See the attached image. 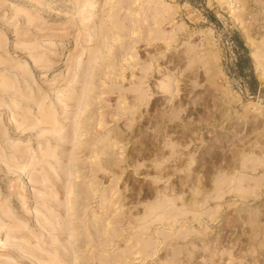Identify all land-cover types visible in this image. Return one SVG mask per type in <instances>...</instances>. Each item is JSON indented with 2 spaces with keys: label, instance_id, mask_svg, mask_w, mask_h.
Here are the masks:
<instances>
[{
  "label": "rangeland",
  "instance_id": "rangeland-1",
  "mask_svg": "<svg viewBox=\"0 0 264 264\" xmlns=\"http://www.w3.org/2000/svg\"><path fill=\"white\" fill-rule=\"evenodd\" d=\"M0 264H264V0H0Z\"/></svg>",
  "mask_w": 264,
  "mask_h": 264
},
{
  "label": "bare ground",
  "instance_id": "bare-ground-1",
  "mask_svg": "<svg viewBox=\"0 0 264 264\" xmlns=\"http://www.w3.org/2000/svg\"><path fill=\"white\" fill-rule=\"evenodd\" d=\"M94 7L95 6L93 4L92 5L90 4V5L86 6V7L79 8V9H77V14L84 13L85 12L84 10H86V9H87V11H92V10H94ZM88 8H89V10H88ZM159 125H161V124L159 123ZM157 127H158V125H157ZM78 201L79 200L77 198V194L75 193V191L70 190V191L67 192V194H66V203L67 204L72 206L74 203H78Z\"/></svg>",
  "mask_w": 264,
  "mask_h": 264
}]
</instances>
